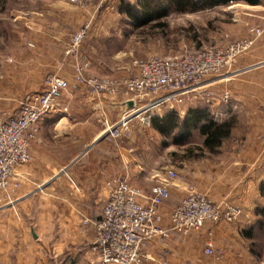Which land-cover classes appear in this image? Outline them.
Instances as JSON below:
<instances>
[{
    "label": "crops",
    "instance_id": "1",
    "mask_svg": "<svg viewBox=\"0 0 264 264\" xmlns=\"http://www.w3.org/2000/svg\"><path fill=\"white\" fill-rule=\"evenodd\" d=\"M156 3L159 7H149L151 16L172 5L166 0ZM248 6L254 11L253 25L264 26V5ZM132 8L140 22L134 21V25H140L143 9ZM65 12L60 7H46L15 17L12 25H23L25 33L14 45L11 62L0 60V95L37 92L43 88L44 77L53 72L73 82L72 60L64 56L63 46L84 16L72 11L67 20ZM90 30L104 28L93 24ZM93 37L97 34H89L87 42ZM81 45L77 56L88 58ZM235 66L238 101L214 104L206 112L220 124L231 111L247 117L244 135L238 139L246 149L232 151L218 161L188 162L189 168L186 172L179 169V180L170 186L169 204L177 202L192 184L215 201L239 206L242 213L231 223L206 224L184 240L174 234L154 240L146 248L148 264H264V33ZM132 102L129 97L93 96L82 86L62 91L59 105L41 121L40 131L30 143L31 160L17 168L11 201L0 203V264H97L92 223L101 216L107 182L126 177L144 190L155 183L142 177L148 172L125 152L122 137L104 135L106 128L133 107ZM134 121L128 123L129 135ZM228 124V136L220 138L216 148L231 136L232 124ZM206 153L218 154L214 148ZM82 216L90 223L82 225ZM207 241L222 251L219 257L204 254Z\"/></svg>",
    "mask_w": 264,
    "mask_h": 264
},
{
    "label": "rangeland",
    "instance_id": "2",
    "mask_svg": "<svg viewBox=\"0 0 264 264\" xmlns=\"http://www.w3.org/2000/svg\"><path fill=\"white\" fill-rule=\"evenodd\" d=\"M193 1L184 2L178 5L179 7L170 5L166 8L165 5V10L157 16L140 25H134L133 18L123 10L125 5L139 6L136 0H106L100 7H97V3L79 4L70 0H0V60L11 62L12 59L9 57L14 54V49H16L14 45L25 33L23 25L16 27L12 25L15 17L19 13L46 7L65 9L68 13L65 12L67 20L72 18V11L75 14L79 12V15L83 13V20L79 21L77 28L63 46L64 56L72 60V74L76 72V69L81 68L87 71L85 73L90 72L89 75L117 80L129 76L135 71L137 62L147 60L151 56L174 57L195 53L208 47L225 48L231 42L247 37L249 30L255 27L252 21L254 11L244 2L230 1L226 4L207 6L200 0ZM261 4L264 5V0ZM134 10L132 12L136 14ZM75 20L77 21L76 18ZM86 24L88 25L87 34L80 45L88 58L77 56L78 50L72 54L67 53L66 44L69 43L77 29ZM93 24L102 25L104 31L90 30ZM242 26L246 27L244 35H241ZM89 34H97V37L87 42L86 38ZM252 48L253 46L239 57L247 56ZM237 59L229 67L207 76L199 91L184 95L180 102L170 99L155 106L152 112L142 113L139 118L134 117L133 120L136 121L131 129L132 133L129 135L130 130L127 129L128 131L121 136L120 141L125 152L134 158L133 162L146 169L148 173L142 177H147L148 182L155 181L153 185L159 183L158 179L162 178L166 168L186 172L190 161L203 162L206 159L210 162L218 161L222 156L228 157L232 151L246 149V146H242L243 143H239L238 140L244 135L242 132L248 120L241 112L231 111L227 113L226 118L224 117L222 122L232 124V134L219 148L214 147V152L218 154L207 155L200 130L194 132L190 129L186 136L181 137L185 132L182 123L189 111L197 109L206 112L214 104V106H221L225 103L230 105L238 101L236 88L239 79L234 75L238 67L235 66ZM1 71L2 68H0ZM58 74V72L48 73L45 77ZM9 82L11 85L12 81ZM120 96L131 98L123 93L114 97L119 98ZM22 97L23 95H0V120L17 113L18 101ZM132 103L133 107L127 112L134 109L136 104L139 103L142 106L148 101H133ZM206 114L208 121L221 123L219 119L210 115V112ZM168 115L174 116L178 127L162 131L159 127L162 124L161 120ZM143 117L147 118L141 122ZM157 121L159 125H156ZM201 123L204 124L205 121L202 120ZM249 148L255 149L253 144H250ZM228 161H234V159ZM17 181L16 177L15 184ZM162 213L167 216V206L163 207Z\"/></svg>",
    "mask_w": 264,
    "mask_h": 264
},
{
    "label": "built area",
    "instance_id": "3",
    "mask_svg": "<svg viewBox=\"0 0 264 264\" xmlns=\"http://www.w3.org/2000/svg\"><path fill=\"white\" fill-rule=\"evenodd\" d=\"M70 1L97 3L100 7L106 0ZM87 29V24L77 29L66 44L67 53L78 50ZM263 33L264 26H255L247 37L233 41L225 48L208 47L174 57L151 56L137 62L135 71L122 80L89 75L81 68L74 72L72 83L65 77L48 75L41 90L24 94L19 99L16 114L0 120V203L11 201L16 188L17 168L31 160L30 141L36 138L41 121L58 106L62 91L70 85L82 86L93 96L106 94L114 97L123 93L131 96L133 101H148L142 106L136 104L115 125L106 128L105 136L120 138L134 117L152 112L162 102L170 99L180 102L184 95L199 91L207 76L229 67ZM179 178L174 168H166L162 181L147 190L126 177L107 182L108 193L101 206V216L92 223V250L97 254V264H148L146 248L154 240H164L171 234L184 240L206 224L231 223L240 217L242 210L239 206L215 201L192 184H188L185 194L170 205V186ZM164 206L168 207L167 216L162 213ZM165 219L167 223H164ZM88 223L89 219L82 216L81 224ZM203 252L215 257L222 253L211 241L205 243Z\"/></svg>",
    "mask_w": 264,
    "mask_h": 264
},
{
    "label": "trees",
    "instance_id": "4",
    "mask_svg": "<svg viewBox=\"0 0 264 264\" xmlns=\"http://www.w3.org/2000/svg\"><path fill=\"white\" fill-rule=\"evenodd\" d=\"M187 1H193V0H166L167 4L175 5L176 7H179L182 3ZM203 2V4L207 6H214L217 4H226L230 1L235 2H244L249 5H257L260 4L262 0H200V2ZM193 3H195L193 1ZM138 5L141 9H143L144 14H141L143 19V22L148 21L150 18L155 17L151 16L149 12V7H159L156 3V0H139ZM179 5V6H178ZM132 6L125 5L123 12L128 14L130 17L133 18V20L139 24L138 16L135 13H132ZM174 116L168 115L167 117L163 118L161 126L162 131H167L169 128H177L178 123L174 120ZM204 120L205 123H201V121ZM207 121V122H206ZM155 123V122H154ZM159 125V122L157 121V124ZM183 128L185 132L181 135V137L186 136L188 131L191 129H194L195 127L199 126V130L201 131L202 135H204L203 140V147L205 149L212 150L214 147H217L220 143V138H224L228 136L229 133V124L228 123H222V124H216L212 120H207V114L206 112L202 110H192L188 112L187 118L182 123ZM179 138V137H178Z\"/></svg>",
    "mask_w": 264,
    "mask_h": 264
}]
</instances>
